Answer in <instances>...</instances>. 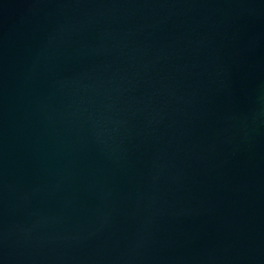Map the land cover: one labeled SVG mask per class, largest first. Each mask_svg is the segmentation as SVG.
<instances>
[{
	"label": "water",
	"instance_id": "obj_1",
	"mask_svg": "<svg viewBox=\"0 0 264 264\" xmlns=\"http://www.w3.org/2000/svg\"><path fill=\"white\" fill-rule=\"evenodd\" d=\"M0 264H264V0H0Z\"/></svg>",
	"mask_w": 264,
	"mask_h": 264
}]
</instances>
